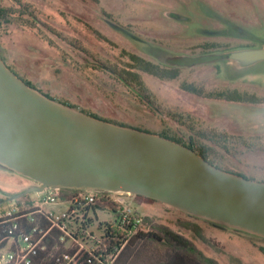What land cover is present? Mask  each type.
<instances>
[{
	"label": "rangeland",
	"instance_id": "1",
	"mask_svg": "<svg viewBox=\"0 0 264 264\" xmlns=\"http://www.w3.org/2000/svg\"><path fill=\"white\" fill-rule=\"evenodd\" d=\"M0 6L15 11L10 23L0 22V55L36 88L79 110L192 144L220 168L264 180V101L215 99L233 89L264 97V61L235 70L214 57L261 45L264 0H0ZM18 15L27 25L19 24ZM129 53L161 67L176 66L166 63L169 58H186L175 59L184 64L176 66V78L138 71L140 84L127 73ZM203 56L208 61L191 63ZM189 85L199 92L184 89ZM8 173L19 187L33 183ZM4 180L0 177V208L14 202L2 194ZM131 199L147 218L148 231L160 236L147 238L158 241L161 250L193 253L195 248L219 264H264L263 237L144 196ZM68 206L63 200L45 208L61 212ZM97 213L89 229L99 236V222L113 215ZM168 231L190 248L176 245Z\"/></svg>",
	"mask_w": 264,
	"mask_h": 264
},
{
	"label": "water",
	"instance_id": "2",
	"mask_svg": "<svg viewBox=\"0 0 264 264\" xmlns=\"http://www.w3.org/2000/svg\"><path fill=\"white\" fill-rule=\"evenodd\" d=\"M214 57L235 70L264 61V41ZM0 166L46 187L140 195L264 238V180L210 163L158 133L104 120L47 96L0 57Z\"/></svg>",
	"mask_w": 264,
	"mask_h": 264
},
{
	"label": "built area",
	"instance_id": "3",
	"mask_svg": "<svg viewBox=\"0 0 264 264\" xmlns=\"http://www.w3.org/2000/svg\"><path fill=\"white\" fill-rule=\"evenodd\" d=\"M97 193L77 190L65 195L58 188L46 187L14 198L11 206L0 208V263L78 264L83 260L87 264H111L116 254H97L100 235L89 229L97 218L92 209ZM107 193L117 205L112 221L128 227L125 243L131 234L145 227L143 215L132 205L133 194ZM63 200L69 203L64 211L45 208Z\"/></svg>",
	"mask_w": 264,
	"mask_h": 264
},
{
	"label": "trees",
	"instance_id": "4",
	"mask_svg": "<svg viewBox=\"0 0 264 264\" xmlns=\"http://www.w3.org/2000/svg\"><path fill=\"white\" fill-rule=\"evenodd\" d=\"M15 13L14 9L12 7L9 6H0V22L3 21L5 23H10L12 15ZM18 20H19V24L22 26L27 25V19L23 18L22 15H18ZM129 60H130V69L127 70V73L129 74V76L133 79V80H137L140 84L142 82V79L140 78V75L138 73V71L141 72H145L148 73L150 75H153L159 79H163V80H170V79H174L178 76V68L176 66L174 67H161L158 63H154L150 60H147L139 55L133 54V53H129ZM0 57L2 58V56L0 55ZM204 58H198L193 60L194 63H198V62H206L207 57L203 56ZM3 59V58H2ZM4 60V59H3ZM5 62V60H4ZM6 63V62H5ZM192 63V62H191ZM193 64V63H192ZM6 65L14 72L16 73V71L11 68V66H9L7 63ZM178 65H184L183 63H178ZM135 69V70H133ZM17 74V73H16ZM18 75V74H17ZM20 77V76H19ZM21 78V77H20ZM23 79V78H21ZM26 83H28L29 85H31L32 87L36 88L33 84H31L30 82H28L27 80L23 79ZM38 90H40L39 88H37ZM184 89H186L189 92H193V93H198L199 91L194 88L193 86L189 85V86H185ZM42 91V90H40ZM43 92V91H42ZM45 93L47 96L56 99L60 102H63L65 104L71 105L69 103H66L60 99H57L49 94ZM215 99L217 100H223L225 102H250V103H259L261 101H264V97H257L255 95H249L246 94L245 92H239L236 89L233 90H226V91H222L216 94ZM75 107V106H73ZM76 108V107H75ZM84 111V110H82ZM92 116L104 119V120H108L114 123H118L114 120H110V119H106L103 117H100L96 114L90 113V112H86ZM122 125H129V126H133L130 124H123ZM135 127V126H133ZM138 128V127H137ZM141 129V128H139ZM146 130V129H144ZM148 131V130H147ZM157 133V132H154ZM160 135H163L165 137H168L170 139L176 140L177 142H180L192 149L195 150L194 146L192 144L189 143H185L182 142L181 140L174 138L172 136L163 134V133H158ZM197 151L201 156H203L205 159H207L206 155L204 154L203 151H199V150H195ZM208 160V159H207ZM209 161V160H208ZM210 162V161H209ZM212 163V162H210ZM213 164V163H212ZM215 165V164H214ZM217 166V165H215ZM219 167V166H217ZM4 168V167H3ZM223 169V168H222ZM226 170V169H225ZM230 171V170H228ZM233 172V171H231ZM240 175H243L245 177L248 178H253V177H249L246 176L245 174L242 173H238V172H234ZM255 179V178H254ZM30 180V179H29ZM33 184V183H32ZM60 191L65 194V195H70L72 194L74 191L77 190H67V189H60ZM107 192H99L97 193V199L95 201V203L92 205V209L96 210V209H102V210H109L110 212H112V215L114 217H116V210H117V205L116 203H114L108 196ZM147 220L146 217H143V221L145 223V221ZM215 224V223H214ZM222 226V225H220ZM99 229L102 230V233L99 236V240L97 241L96 245V252L97 254H102L105 257H112L113 255L119 253V251L121 250V248L124 246V240L129 236V231H128V227L125 226H121L117 221L113 220V221H101L99 222ZM133 237L135 238H142V237H153V238H159L160 236L157 235L155 232L147 231V232H143L142 230H138L136 232H134L133 234H131ZM130 235V236H131ZM167 235L170 237V239L176 243V245L183 247L184 249L186 248H190V244H187L186 242H184L182 240V237H180L178 234L173 233L171 231L167 232ZM49 247L51 246V243H49ZM117 249L119 250L117 253ZM262 252L264 253V248L261 249ZM172 256L168 259V261L165 264H219L216 260L206 257L204 256L202 253L198 252L197 250H193L192 252H187V251H181V250H174L171 254ZM115 256V257H116ZM48 257V256H47ZM50 258V257H49ZM49 258H45V262H49L50 263V259ZM99 259H102V257H99ZM78 264H87L86 262H84L83 260H81Z\"/></svg>",
	"mask_w": 264,
	"mask_h": 264
},
{
	"label": "crops",
	"instance_id": "5",
	"mask_svg": "<svg viewBox=\"0 0 264 264\" xmlns=\"http://www.w3.org/2000/svg\"><path fill=\"white\" fill-rule=\"evenodd\" d=\"M8 172L9 171L0 168V177L7 179L4 180L6 184L2 185V194L5 196L9 194H15L23 187H19V184H17V182H12L13 180L10 179L12 178V175ZM1 174H4V176H1ZM8 177L10 178L8 179ZM0 202H3L1 196ZM97 211L98 209L95 210L96 217H98ZM143 214L144 213H142V215ZM112 219L113 218H106L103 219V221H112ZM148 230L149 229L144 227L142 231L147 232ZM160 247L161 244H159L158 241H153L151 238H135L131 235L111 264H132L134 261H136L137 264H165L172 256V252L174 250H177V248L170 247L169 249L161 250Z\"/></svg>",
	"mask_w": 264,
	"mask_h": 264
},
{
	"label": "flooded vegetation",
	"instance_id": "6",
	"mask_svg": "<svg viewBox=\"0 0 264 264\" xmlns=\"http://www.w3.org/2000/svg\"><path fill=\"white\" fill-rule=\"evenodd\" d=\"M186 58V57H184V56H177V57H174V58H169L167 61H166V63H168V64H171V65H178V63L179 62H177V61H175V59H177V58ZM193 64H194V62H192ZM199 63V62H198ZM0 168L1 169H4V170H7V169H5V168H3L2 166H0ZM7 171H9V170H7ZM9 172H11V171H9ZM16 174V173H15ZM18 175V174H17ZM20 176V175H19ZM26 180H29L28 178H26ZM29 181H31V180H29ZM32 183H27V185H25L24 187H22L20 190H18L16 193H19V192H22V191H24L29 185H31Z\"/></svg>",
	"mask_w": 264,
	"mask_h": 264
}]
</instances>
